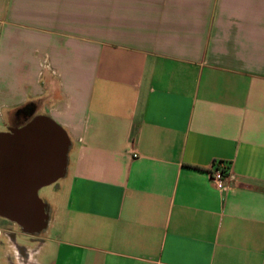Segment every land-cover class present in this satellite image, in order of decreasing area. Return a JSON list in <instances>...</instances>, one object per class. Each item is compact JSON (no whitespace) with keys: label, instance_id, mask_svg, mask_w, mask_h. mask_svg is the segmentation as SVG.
Instances as JSON below:
<instances>
[{"label":"crops","instance_id":"0c3cea01","mask_svg":"<svg viewBox=\"0 0 264 264\" xmlns=\"http://www.w3.org/2000/svg\"><path fill=\"white\" fill-rule=\"evenodd\" d=\"M36 116L64 172L0 264H264V0H0V133Z\"/></svg>","mask_w":264,"mask_h":264},{"label":"water","instance_id":"95a60500","mask_svg":"<svg viewBox=\"0 0 264 264\" xmlns=\"http://www.w3.org/2000/svg\"><path fill=\"white\" fill-rule=\"evenodd\" d=\"M68 144L63 128L47 116L0 133L1 217L28 234L44 228L47 215L36 191L63 174Z\"/></svg>","mask_w":264,"mask_h":264},{"label":"rangeland","instance_id":"374dc122","mask_svg":"<svg viewBox=\"0 0 264 264\" xmlns=\"http://www.w3.org/2000/svg\"><path fill=\"white\" fill-rule=\"evenodd\" d=\"M61 182V181H59ZM57 192L54 191V185H48V186H44L41 188V190L39 191L38 195L40 198H42L46 204H49V206H51L52 210L54 211L55 205H56V199L58 197V195L56 194ZM0 222L1 224L5 223L8 226H16V229H19V232H22L21 234H16V238H17V242L20 243L21 241L30 243V244H37L41 239L40 237L43 234V231H40L38 233H33V234H28L26 232H24L21 228L20 225H18L15 222H12L6 218H3L0 216ZM21 230V231H20ZM38 245V244H37ZM13 261L11 264H34L33 262L30 263V261L28 262L26 259L25 260H21L19 258H14V257H10Z\"/></svg>","mask_w":264,"mask_h":264},{"label":"built area","instance_id":"2783aa9c","mask_svg":"<svg viewBox=\"0 0 264 264\" xmlns=\"http://www.w3.org/2000/svg\"><path fill=\"white\" fill-rule=\"evenodd\" d=\"M134 156L136 155L134 154ZM208 174L214 187L221 192L228 191L231 185L236 181L231 163L227 161H213L209 167Z\"/></svg>","mask_w":264,"mask_h":264}]
</instances>
